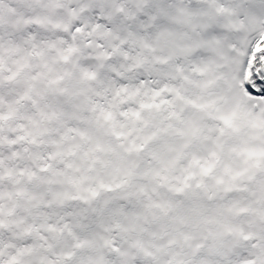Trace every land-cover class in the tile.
Instances as JSON below:
<instances>
[{
    "label": "snow or ice",
    "instance_id": "obj_1",
    "mask_svg": "<svg viewBox=\"0 0 264 264\" xmlns=\"http://www.w3.org/2000/svg\"><path fill=\"white\" fill-rule=\"evenodd\" d=\"M0 264H264V0H0Z\"/></svg>",
    "mask_w": 264,
    "mask_h": 264
}]
</instances>
